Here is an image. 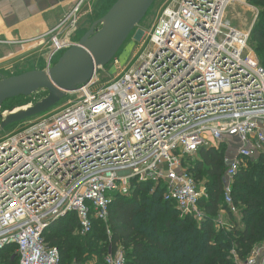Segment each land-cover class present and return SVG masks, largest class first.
I'll return each mask as SVG.
<instances>
[{
	"label": "built area",
	"instance_id": "2783aa9c",
	"mask_svg": "<svg viewBox=\"0 0 264 264\" xmlns=\"http://www.w3.org/2000/svg\"><path fill=\"white\" fill-rule=\"evenodd\" d=\"M85 1L51 37L44 70L73 44L67 36ZM238 1L168 0L140 32L131 59L113 62L111 81L98 86L100 68L67 94L75 101L0 140V264L9 246L17 264H60L45 230L70 213L79 236L93 219L107 226L113 196L129 194L133 181L162 188L163 201L201 222L207 189L191 170L210 148L226 150L223 211L238 215L235 176L264 158V69L248 47L251 30L239 32L227 20ZM215 225L224 226L220 214ZM237 263L264 264V243ZM103 264H126L122 248L109 250Z\"/></svg>",
	"mask_w": 264,
	"mask_h": 264
},
{
	"label": "trees",
	"instance_id": "16d2710c",
	"mask_svg": "<svg viewBox=\"0 0 264 264\" xmlns=\"http://www.w3.org/2000/svg\"><path fill=\"white\" fill-rule=\"evenodd\" d=\"M249 1L262 8L250 42L264 69V0ZM225 154L222 146L201 150L191 170L196 181H206L207 198L200 201L205 217L199 223L192 217L181 216L172 203L163 201L162 188L155 186L148 194L154 187L151 183L133 181L128 196H113L107 226L93 219L86 236L75 235L78 221L70 213L52 223L43 233L44 239L59 251L60 264H81L90 251H97L96 264H101L109 250L114 253L118 247L124 252L126 264L244 262L254 247L264 243V158L248 162L247 168L235 176L232 197L239 219L228 214L230 226L217 228L215 219L221 210H227L222 197ZM14 250V246L6 249L3 263L17 264V257L10 256ZM232 253L235 261L231 260Z\"/></svg>",
	"mask_w": 264,
	"mask_h": 264
},
{
	"label": "water",
	"instance_id": "95a60500",
	"mask_svg": "<svg viewBox=\"0 0 264 264\" xmlns=\"http://www.w3.org/2000/svg\"><path fill=\"white\" fill-rule=\"evenodd\" d=\"M156 0H117L108 12L64 51L49 70L18 76H0V109L12 99L28 98L44 91L46 97L27 110L1 115L0 132L7 126L41 115L57 105L69 92L89 83L94 74L117 55L130 33L145 18ZM137 31L135 37H139Z\"/></svg>",
	"mask_w": 264,
	"mask_h": 264
},
{
	"label": "rangeland",
	"instance_id": "374dc122",
	"mask_svg": "<svg viewBox=\"0 0 264 264\" xmlns=\"http://www.w3.org/2000/svg\"><path fill=\"white\" fill-rule=\"evenodd\" d=\"M116 1L117 0H86L84 4L81 5V9H79L78 13H76L75 15L76 24H75L74 29L71 32H69L67 39H69L70 41H73L74 43H78L79 40L84 36V34L91 28V26L96 21L101 19ZM167 2L168 0H156L154 2L150 10L148 11L147 15L145 16V18L130 33L129 37L127 38L126 42L123 44V46L118 51L114 60H112L106 67H104L102 70L98 72V79L100 82L98 86H101L111 81L117 75V72H113L112 66H113L114 61H118L122 65V64L127 63L131 59V57L134 55V53L138 49L137 45L140 44V39L142 36V34L140 33V36L138 38L135 37L136 32L138 30L139 32H142V31L147 32L150 29L151 25L153 24L154 19L156 18L157 14L165 6ZM261 11H262V8L260 6L253 4L251 1L241 0V1H238L228 6L226 10V17L234 29H236L239 32H247L249 30L252 31L256 21L258 20L260 16ZM67 29L60 35L59 38L63 39L65 37L66 33H68ZM46 39L47 38L43 39L44 41L41 40L39 42H33L29 44L28 48H34L37 44H40V42H45ZM43 44L42 46L38 45L36 47V50L32 51L30 59L26 63L22 64L19 67H15V68L12 67V68H9L8 70L5 69L2 71V73L4 72L5 75L18 76V75L31 72L34 70L37 71V69L42 70L46 68L47 66L46 57L48 56V51L46 50V45L43 46ZM248 47L250 50L254 51V46L252 45L250 40L248 42ZM63 53L64 52H59L52 59L51 67L55 65V63L59 60V58L61 57ZM259 63H260V60H259ZM110 72H113V74H111ZM46 95H47L46 92L39 91L28 98H17V99L8 101L2 105L0 109V117L1 115H4L5 113L13 112L15 109L25 108L28 106H34L36 103L40 102L43 98H45ZM75 99H76L75 96L66 95L53 108L49 109L48 111H46L45 113L41 115L35 116L32 119L38 118L45 114L51 113L53 111L61 110L66 105V102L75 101ZM27 121L29 120L7 126L4 130L0 132V140L20 130ZM0 124H1V119H0ZM153 190L154 188L151 187L148 194H151ZM129 194H127L126 196H128ZM238 219H239V215H237L236 217V220ZM146 224H148V222ZM75 235H79L77 233V230L75 232ZM232 254L233 256L231 260L235 261L236 260L235 255L234 253ZM97 256H98L97 251H94V252L90 251L84 255L82 259L83 262L81 264H96L98 262ZM104 258H102L101 264L104 263ZM69 264H74V263H69Z\"/></svg>",
	"mask_w": 264,
	"mask_h": 264
},
{
	"label": "crops",
	"instance_id": "0c3cea01",
	"mask_svg": "<svg viewBox=\"0 0 264 264\" xmlns=\"http://www.w3.org/2000/svg\"><path fill=\"white\" fill-rule=\"evenodd\" d=\"M79 1L0 0V76L11 77L2 71L26 63L32 51L36 50L41 43H44L43 46L46 45L49 53L52 37L50 33L56 34L60 24L69 16ZM45 38H47L45 42H40L34 48H28L29 44ZM220 218L224 226H230L229 218L223 210L220 211Z\"/></svg>",
	"mask_w": 264,
	"mask_h": 264
},
{
	"label": "bare ground",
	"instance_id": "6f19581e",
	"mask_svg": "<svg viewBox=\"0 0 264 264\" xmlns=\"http://www.w3.org/2000/svg\"><path fill=\"white\" fill-rule=\"evenodd\" d=\"M50 34H52L51 36H53V35H54V33H50ZM29 107H30V106H28V107H25V108H19V109H15V110L13 111V113H16V112H20V111L27 110ZM11 113H12V112L5 113V114H4V117H5V116H8V115H9V114H11Z\"/></svg>",
	"mask_w": 264,
	"mask_h": 264
}]
</instances>
